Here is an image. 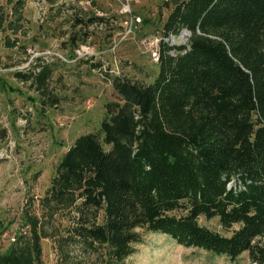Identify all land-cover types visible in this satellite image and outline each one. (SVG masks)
I'll list each match as a JSON object with an SVG mask.
<instances>
[{
  "label": "trees",
  "instance_id": "16d2710c",
  "mask_svg": "<svg viewBox=\"0 0 264 264\" xmlns=\"http://www.w3.org/2000/svg\"><path fill=\"white\" fill-rule=\"evenodd\" d=\"M8 2L19 21L24 1ZM163 4L153 78L109 76L115 98L103 103L98 127L62 152L37 201L40 216L26 215V232L0 252V264H41L43 238L55 244L57 264H77L70 248L125 264L144 233L229 260L245 252L250 264H264V0ZM103 20L91 14L73 24ZM182 30L185 43L163 40ZM16 42L4 35L2 46ZM44 60L33 58L39 70L15 78L45 90ZM61 214L68 225L59 227L53 221ZM6 228L0 220V233Z\"/></svg>",
  "mask_w": 264,
  "mask_h": 264
},
{
  "label": "rangeland",
  "instance_id": "374dc122",
  "mask_svg": "<svg viewBox=\"0 0 264 264\" xmlns=\"http://www.w3.org/2000/svg\"><path fill=\"white\" fill-rule=\"evenodd\" d=\"M8 1L0 0L5 19L0 25V220L5 232L21 233L26 230V215L40 216L37 201L62 152L78 134L98 127L103 103L115 98L109 76L139 82L153 78V37L167 13L163 2L168 0H23L19 21L10 13ZM91 14L104 20L73 24L76 16L85 20ZM8 20L20 25L17 32L4 26ZM73 32L79 37L75 42L69 39ZM4 35L16 38L18 48L3 47ZM183 37H173L172 42L178 44ZM45 50L49 53L40 54ZM31 52L38 55L29 59ZM35 57H44L50 68L45 90L14 76L15 71L39 70L31 61ZM94 63L99 65L93 67ZM51 97L54 103H48ZM24 112L29 113L26 121ZM54 217L55 225H68L64 214ZM198 222L224 232L215 219L199 217ZM6 245L0 239V252ZM40 245L41 264H57L53 241L43 238ZM70 250L77 264H102L80 248ZM125 264L250 263L245 252L229 260L177 245L162 234L144 233Z\"/></svg>",
  "mask_w": 264,
  "mask_h": 264
},
{
  "label": "built area",
  "instance_id": "2783aa9c",
  "mask_svg": "<svg viewBox=\"0 0 264 264\" xmlns=\"http://www.w3.org/2000/svg\"><path fill=\"white\" fill-rule=\"evenodd\" d=\"M125 1H128V0H125ZM180 33L178 35H169V36H166V37L163 38V40L164 41H169L170 43H173L172 42L173 41V37H177L178 36V38L180 39V38H182L185 35L188 36V31H186V30H182ZM183 38H184V40L181 41V42H179V43H184L187 40V37L186 36L183 37ZM153 39H154V44H153V47H152V51L150 53V57H151V59L154 62H156V59H157V46H158V42L161 39V37L158 36V35H156V36L153 37ZM48 53H49V51L45 50V51L41 52L40 54H48ZM37 55L38 54L36 52H31V55L29 56V59L31 57H34V56H37ZM27 63L28 62L26 61L23 65L26 66ZM86 104H88L87 101H86ZM18 230L17 229H14V231H12V232L11 231L10 232L3 231L2 233H0V239H3L8 244V243L12 242L15 239V234L19 233ZM25 232H26V230L23 231V232H21V233H25Z\"/></svg>",
  "mask_w": 264,
  "mask_h": 264
},
{
  "label": "water",
  "instance_id": "95a60500",
  "mask_svg": "<svg viewBox=\"0 0 264 264\" xmlns=\"http://www.w3.org/2000/svg\"><path fill=\"white\" fill-rule=\"evenodd\" d=\"M178 44H183V43H178Z\"/></svg>",
  "mask_w": 264,
  "mask_h": 264
}]
</instances>
